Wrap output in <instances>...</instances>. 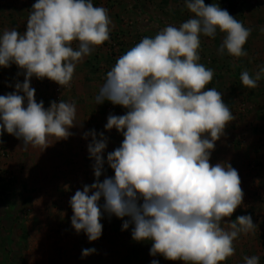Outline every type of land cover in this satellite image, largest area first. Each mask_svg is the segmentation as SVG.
<instances>
[{
  "label": "clouds",
  "instance_id": "obj_1",
  "mask_svg": "<svg viewBox=\"0 0 264 264\" xmlns=\"http://www.w3.org/2000/svg\"><path fill=\"white\" fill-rule=\"evenodd\" d=\"M185 7L193 18L143 37L107 72L95 102L107 100L127 109L125 115L109 114L104 126L124 138L107 155L114 177L100 182L107 138L100 133L97 139L95 130L85 133L92 137L88 152L96 182L71 197V225L92 242L102 235L104 214L129 217L122 229L132 224L134 241H152L150 255L184 264H220L234 255L238 235L256 225L250 215L225 221L243 202L241 179L231 164L212 165L210 157L235 117L222 93L206 89L214 71L199 62L200 36L215 37L219 30L224 38L218 52L240 58L247 55L244 45L252 30L218 3L185 0ZM111 25L108 9L92 0H37L26 32L5 30L0 67L14 63L25 79L16 83L15 92L0 95V136L6 131L22 139L25 148L41 151L52 144L51 137L69 138L76 124L75 103L61 100L46 109L35 100L31 78L70 86L76 64L110 39ZM262 76L264 67L254 75L242 71L240 80L254 89ZM222 221L230 223V231L221 227ZM95 252L84 249L82 256ZM244 262L259 264V257L245 256Z\"/></svg>",
  "mask_w": 264,
  "mask_h": 264
},
{
  "label": "rangeland",
  "instance_id": "obj_2",
  "mask_svg": "<svg viewBox=\"0 0 264 264\" xmlns=\"http://www.w3.org/2000/svg\"><path fill=\"white\" fill-rule=\"evenodd\" d=\"M117 3L121 13H128L132 22V46L123 41L111 43L110 33V41L92 52L91 62L82 60L76 64L70 86H60L47 78H31L35 100L43 101L46 109L52 102L61 100L75 103L76 124L69 129L72 135L66 140L51 137L52 144L43 151L32 146L25 148L22 139L6 131L0 136V264H151L153 260L159 264H184L166 260L162 255H150L152 241H134L132 224L127 230L122 229L129 217L120 219L104 214L102 235L92 242L71 225V197L85 185L96 182L95 162L88 152L92 137L85 138V133L95 130L97 139L100 133L107 138L100 182L114 177L107 155L124 138L115 128L106 130L104 126L109 114L125 115L127 109L107 100L101 104L95 102L107 72L143 37H154L168 25L179 27L193 18L185 0H119ZM204 3H218L252 30L244 45L247 55L240 58L226 51L218 52L224 38L219 30L215 37L200 36L199 62L214 71L206 89L214 87L222 93L223 101L235 117L215 142L210 163L231 164L238 171L243 193L245 180L250 184L247 190H253V200L244 193L241 206L225 221L250 215L256 228L247 234L240 233L233 241L234 255L220 264H245V256H258L259 264H264V234L258 220L264 210V76L254 89L244 87L240 80L242 71L254 75L264 67V0H204ZM24 79V70L14 63L0 67V95L15 92L16 83H23ZM99 203L103 205V198ZM226 222L222 221L221 227L230 231V223ZM88 248L96 252L82 256V250Z\"/></svg>",
  "mask_w": 264,
  "mask_h": 264
},
{
  "label": "crops",
  "instance_id": "obj_3",
  "mask_svg": "<svg viewBox=\"0 0 264 264\" xmlns=\"http://www.w3.org/2000/svg\"><path fill=\"white\" fill-rule=\"evenodd\" d=\"M118 1L119 0H103V1L102 0H92V3L94 4V6H104L105 8L108 9L109 16L112 20L111 37L113 38H111L112 40L111 43L116 44L117 42L123 41V43L126 42L129 46H132V43L134 44V41L132 40V38H134V33L132 32V29H133L132 24H131L132 22L130 20L128 13L126 14L121 13V10H120L121 8L118 7V3H117ZM36 2L37 0H0V35H2L5 30H12V29H16L21 34L26 32L27 21H28L30 12L32 11V5ZM120 31L121 33H119ZM109 41L110 39L106 41L105 43L107 44V42ZM72 46L73 48H77L78 42L74 41ZM100 46L94 47V50H96V48L97 49L100 48ZM92 54L93 53H91L88 56H85L82 60H84L85 63L91 62L90 59L92 57ZM41 91L42 89L39 86V93ZM244 184L246 185V191L244 192L245 197L250 196L249 200L252 201L253 194L251 191L253 190H247V186L248 187L250 186L248 181L245 180ZM262 194L263 192H261V196ZM258 220L261 222L260 229L262 230L261 232H263L264 234V210L260 214V217L258 218Z\"/></svg>",
  "mask_w": 264,
  "mask_h": 264
}]
</instances>
